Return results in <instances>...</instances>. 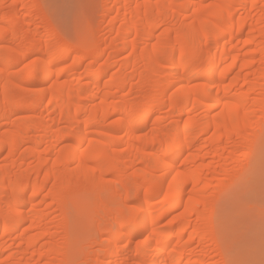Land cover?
I'll return each mask as SVG.
<instances>
[{"label":"bare ground","instance_id":"obj_1","mask_svg":"<svg viewBox=\"0 0 264 264\" xmlns=\"http://www.w3.org/2000/svg\"><path fill=\"white\" fill-rule=\"evenodd\" d=\"M6 1L0 122L20 117L0 123V264H75L70 197L90 264H233L218 193L259 156L264 0H102L81 45L40 0Z\"/></svg>","mask_w":264,"mask_h":264},{"label":"rangeland","instance_id":"obj_2","mask_svg":"<svg viewBox=\"0 0 264 264\" xmlns=\"http://www.w3.org/2000/svg\"><path fill=\"white\" fill-rule=\"evenodd\" d=\"M14 1L15 0H7V6H10ZM40 2L43 6L42 8L46 10L45 15L48 16H45L46 19L52 22L55 29L61 30L62 33L64 32V36L66 37L65 39H67L69 44H83L84 40L89 37L91 30L97 27V22L102 18V15L100 14L101 10L99 8L102 0H40ZM40 2L38 0V3ZM17 6L20 11L21 17H26L28 12L27 8L23 7L21 2L18 3ZM33 10H35V8ZM34 13H36V10L34 11ZM106 33L107 30L105 27H103L99 29L98 35L100 37H105ZM81 54H83V52L79 51L78 53H76V55L78 56H80ZM123 56L124 54L120 55L119 61L122 60ZM70 63L71 61H69L68 65L66 66H69ZM64 66L61 65V68ZM57 68L60 69V66ZM116 70L117 68L115 69V71ZM31 113L32 112L28 110V112L25 111L24 113H22L21 116L29 115ZM46 113L45 115L49 114ZM18 117H20V115H12L10 117V120L17 119ZM10 120L3 119L0 123H6ZM260 120L261 119H258V122ZM4 156H6V153L2 158H4ZM246 160L251 161L252 163L251 171L249 173H242L241 175V173L234 171V173L226 177L221 182L220 189L221 192H223L218 193L220 194L218 195L220 198H218L219 200L217 199L218 202L216 201L218 203L216 230L219 233L221 245L228 251V255L233 264H264V131L262 134V139L260 141L259 156L249 157ZM43 194L46 195L47 192H44ZM70 198V201H73L71 205V215H73V218L71 216V219L74 220L73 222L75 223L79 222V227L81 228L83 227V225L86 226V228L85 226L83 227L85 231L83 230L82 233H84V235L80 233L81 228L77 229L78 226L74 227V229H77V231L79 230L80 234L78 233V238H80L79 235H81L86 237L87 239L86 240L84 237L82 239L81 237L82 240H79V245L81 246L79 247V250L82 248V253L76 251L74 256L76 258L74 259V262L75 264H86V262H89L87 264H90L92 262L88 261V259L94 257V254L88 255L87 253L90 254L91 250L92 252H98L99 250V247L95 246L93 248H90L91 238L89 237L90 234L88 233L92 229V214L88 210V217L84 216L87 214V207H84L85 209L83 208V210H85L86 214L85 212L82 213V215L84 214L83 219L82 215L79 214L81 211V208L78 205L79 199L77 200L78 203L76 204V198ZM80 201H82L81 203H83L84 201L85 204L86 200L82 198V200ZM74 203L76 204V206L78 205V210H75L76 207H74ZM87 204L84 206H87ZM42 208H44V206H42ZM52 210H55V206L47 209V211ZM83 210L81 212H83ZM77 211L78 215L76 213ZM79 216L81 217L82 225L80 223ZM86 217L88 218L87 220H90L88 221V225L86 224L87 220L84 221ZM76 219L79 220L75 221ZM89 223H91V225ZM26 226L27 225H25V227ZM72 226H74V223ZM87 236L89 239L87 238ZM59 237L60 236H58L57 241L62 240L59 239ZM55 239H57V237H55ZM83 240L85 241L83 242ZM80 242L83 244L81 245ZM80 253H84L83 257H86H81ZM78 255H80V257H78ZM77 258L80 259L77 260Z\"/></svg>","mask_w":264,"mask_h":264}]
</instances>
